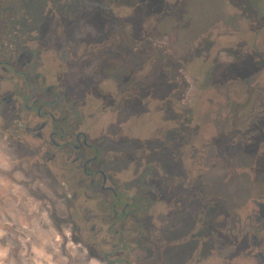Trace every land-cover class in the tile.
Wrapping results in <instances>:
<instances>
[{"label":"flooded vegetation","instance_id":"obj_1","mask_svg":"<svg viewBox=\"0 0 264 264\" xmlns=\"http://www.w3.org/2000/svg\"><path fill=\"white\" fill-rule=\"evenodd\" d=\"M81 1L0 0V119L21 133L15 167L54 178L76 241L106 264H151L153 248L157 264H264V0H155L137 26L131 4L143 0ZM35 58L59 72L31 76ZM239 174L251 181L246 216L213 194Z\"/></svg>","mask_w":264,"mask_h":264},{"label":"rangeland","instance_id":"obj_2","mask_svg":"<svg viewBox=\"0 0 264 264\" xmlns=\"http://www.w3.org/2000/svg\"><path fill=\"white\" fill-rule=\"evenodd\" d=\"M80 3L83 8L88 9L95 8L97 4L99 8H106L104 0H82ZM131 5L136 10V17L132 19L131 26L139 25L140 15L150 10L155 11L161 8V6L159 7L156 4L155 0H143ZM115 8L119 9L121 6L116 4ZM242 9L244 11L243 14L246 17H250L244 21V24H248L253 19V13L249 5L243 6ZM84 26H86L85 29L89 30L87 24ZM24 33L28 38L35 37L27 33L26 29ZM35 59L31 67H27L31 76L37 73H41L42 76H49L52 70L54 73L59 72V64L57 62H52L51 64L46 62L45 64L42 60ZM43 61H46V59ZM40 83L41 81L34 83L35 93L38 92ZM201 85L202 81H197L195 90H198ZM75 91L73 83L70 91L71 106L69 107L71 120L79 117V112L73 110L75 108ZM197 94L194 93L193 95ZM92 98L93 100L96 99ZM98 102V100L94 102L97 104L96 109L100 103ZM49 110L58 114V108L51 107ZM88 112L86 110V114ZM104 115L100 119L102 121L100 125L95 127V130H98L97 135H99L102 124L105 126L113 118L110 112H106ZM3 119H0V264H106L101 252L99 254L100 257L97 258L92 255L90 249L86 246L81 247L76 241L75 238L79 237L76 235L78 231L76 226L69 222L68 206L70 199H63L61 193L54 191V178L47 172L39 170L40 168L36 166V168H32V163L30 168L15 167V155L19 150L14 144L21 143L16 140V137L20 136L21 133L14 132V129L10 128L8 118L3 117ZM137 135L138 133L135 134V137ZM135 144L136 142L133 140L131 145ZM119 148L122 149V145L115 144L107 139L105 149ZM236 163L242 167L250 164L245 159H239ZM35 164L37 165V162ZM17 168L20 169L19 174H16ZM120 168H122V164ZM250 184L251 181L247 174H239V176L233 177V180L228 183L225 190L216 191L213 194L219 195L228 201L227 211L229 213L246 216L250 212V207L244 203L250 195ZM64 195L66 196V194ZM221 212L226 215L225 209ZM89 217L88 212L82 216L84 223L81 224V237L83 240H88V237L93 235L94 232V225L88 223ZM96 227L99 229L100 226L97 225ZM152 240H154V234L150 236L149 241L151 243L156 242ZM149 244V242L146 244L147 257L148 259L151 258L154 253V256L150 259L152 260L151 264H157L156 261L160 259V250H154L153 248L154 252L152 253ZM217 255L219 256V254ZM210 259L209 264H221L220 258H217L216 255L214 257L211 256ZM164 264H186V261L181 260L179 263L176 259L169 258Z\"/></svg>","mask_w":264,"mask_h":264}]
</instances>
